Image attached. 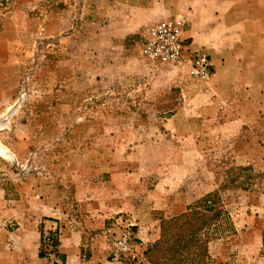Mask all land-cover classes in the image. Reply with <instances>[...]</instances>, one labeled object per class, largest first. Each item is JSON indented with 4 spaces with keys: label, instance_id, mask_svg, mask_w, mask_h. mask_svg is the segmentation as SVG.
I'll use <instances>...</instances> for the list:
<instances>
[{
    "label": "rangeland",
    "instance_id": "1",
    "mask_svg": "<svg viewBox=\"0 0 264 264\" xmlns=\"http://www.w3.org/2000/svg\"><path fill=\"white\" fill-rule=\"evenodd\" d=\"M29 1L23 7L17 0H0V209L23 210L40 197L51 207H62L64 228L74 224L80 231L81 264H166L169 255L156 251L164 222L218 190L228 171L252 167L243 173L252 177L247 189L230 182L222 192L235 230L212 240L207 257L199 248L193 264H264V0H238L231 5L238 19L222 21L209 33L204 29L207 20L198 18L194 24L182 13L187 0H166L162 11L171 6L181 13L164 18L183 17L185 32L190 29L193 38H188L191 50L210 54L213 73L207 80L194 78L187 68L144 57V30L164 18L155 20L163 14L155 11L160 9L155 0L137 1L154 10L144 24L152 21L136 37L141 56L158 69L170 65L180 78L176 87L160 94V115L154 121L140 115L150 102L138 100L127 87L90 85L93 69L87 54H77L83 61L78 69L84 75L82 85L72 69L57 68L58 59H74L72 53H57L59 46L71 48L73 41L58 35L56 22H47L40 13L46 6ZM24 10H31L26 18ZM144 92L142 86L138 94ZM184 106L189 112L183 110L176 122L181 126L178 148L169 143L162 148L168 160H157L160 150L134 147L145 137L155 139L154 127ZM185 138H190L185 144H192L186 149L180 145ZM154 161L171 170V179L162 182L152 173L140 182L128 175L129 170L150 173ZM157 183L158 194L163 193L157 200L165 211L131 194L138 184L150 191ZM164 186L171 188L170 195H164ZM2 223L12 230L19 226L12 216L3 217ZM140 230L149 234L145 240ZM130 231L128 247L118 249V241ZM60 233H44V257L51 264H61L53 246Z\"/></svg>",
    "mask_w": 264,
    "mask_h": 264
},
{
    "label": "crops",
    "instance_id": "2",
    "mask_svg": "<svg viewBox=\"0 0 264 264\" xmlns=\"http://www.w3.org/2000/svg\"><path fill=\"white\" fill-rule=\"evenodd\" d=\"M137 1L139 0H136V2L131 0H34V3L46 6L41 8L42 12L40 13H45L48 17L47 22H56L59 31L58 35L73 41L71 48L59 46L57 53L60 54V57L64 53H72L74 59L68 61L64 59L59 61L60 59H58L56 62L57 68L72 69L76 75V83L82 85L84 83V75H80L78 69H80L83 61L78 58L77 54L80 57L84 53L87 54L89 58L88 64L93 69L89 78L91 80L90 85L118 84L121 87H127V89L132 90V93H135V97L138 100L142 97V99L150 102L148 104L150 107L147 110H143V112L141 111L140 115H145L150 121H154L160 115V109L156 103L160 94L176 87L180 83V78L175 76L174 70L171 69L170 65L168 67L161 65L158 69L153 64L147 63L141 56L136 45V37L142 28L152 21V19L148 20L144 24L145 18L151 17L154 10ZM187 1L188 4L182 13L191 18L192 21H196L198 18L207 20L208 22L204 26L207 33L219 27L222 21L238 19L240 15L234 12L231 6L238 3V0ZM155 2L160 7L159 10L155 11L163 13H159V18L156 17V21L163 19L169 14L179 12L171 6H168L166 11H162V8L165 9L167 5L166 0H155ZM249 2L255 4L257 1L249 0ZM16 4L26 7L27 4H32V1L17 0ZM52 5H56V7L50 8L49 6ZM82 5L81 9L83 12L78 13L77 8ZM30 12L31 10H24L22 13L26 18ZM11 17L13 18V16ZM195 21H193L194 24L196 23ZM189 32L190 29H187L185 37L191 39ZM20 49L24 52L26 51V49ZM77 58L78 60H76ZM64 80L63 78H58V82H63ZM142 86L145 92L140 95L138 91ZM179 101L182 104L183 99L180 98ZM185 106L181 110L179 109L162 118V125L154 127V130L158 132L155 139L145 137L134 147L160 150V157L157 160H168L162 148L166 149L165 145H168V143L171 148H178L179 143L176 140L178 139L176 134L179 133L181 126H178L176 122L181 121L180 113H183V110L189 112ZM132 114L139 115L138 112H132ZM185 114L188 115L187 113ZM184 119L186 122L187 118ZM204 126L202 123V128L208 129V125ZM137 130L141 129L137 128ZM187 140H190V138H185L184 141L180 142L181 147L184 149L187 146H192L191 142L190 145L185 144ZM177 160H183V158H177ZM158 162L154 161L152 163V170L148 174L129 170L128 175L136 176L140 182L141 180L150 179L152 173L153 176H157L156 178L162 182L171 179V170L163 166L161 162ZM111 179L114 180L116 178L112 175ZM158 184L150 191L142 190V185L138 184L139 190L137 186L135 192L133 191L131 194L140 197L142 204L149 203L152 204L151 208L158 207L162 202L157 200V195H163L161 192L158 194L156 190L159 189ZM163 191L165 192L164 195H170L171 188L164 186ZM150 197L154 199H150ZM34 199H30V201L33 202ZM34 208L37 209L34 210ZM127 208H130V206ZM161 208L164 209L163 207ZM7 216L17 219L19 226L15 230L3 225V217ZM64 217L63 208L60 206L51 207L44 197H40L39 202L35 200L31 205H24L23 210H17L13 207L6 208L3 211L0 209V264H51L48 257L40 256V251L42 248V235L55 229L61 232L56 254L61 264H81L80 231H76L74 224L70 226L71 228H64L62 223ZM151 220L153 222V219ZM142 229L146 230L144 226H142ZM140 233L142 240H145L149 235L143 233L142 230H140ZM107 264H111V262H107Z\"/></svg>",
    "mask_w": 264,
    "mask_h": 264
},
{
    "label": "trees",
    "instance_id": "3",
    "mask_svg": "<svg viewBox=\"0 0 264 264\" xmlns=\"http://www.w3.org/2000/svg\"><path fill=\"white\" fill-rule=\"evenodd\" d=\"M251 168L238 167L234 171H228V175L218 190L197 199L187 206L184 213L164 222L162 239L158 242L156 251L159 250V252L162 251L169 255L165 258L166 264H178L179 262L193 264L200 254L199 248L203 252L202 254L207 257L208 246L212 240L235 230L231 216L228 210H225L222 192L229 189L230 182H235V188L247 189L252 183V177L251 174L243 175V173L252 170ZM235 172L237 175L234 174ZM43 242L44 235H42ZM58 245L59 238L56 237L53 240V246L57 247ZM40 256H45L43 246ZM176 256H180V260L171 263Z\"/></svg>",
    "mask_w": 264,
    "mask_h": 264
},
{
    "label": "built area",
    "instance_id": "4",
    "mask_svg": "<svg viewBox=\"0 0 264 264\" xmlns=\"http://www.w3.org/2000/svg\"><path fill=\"white\" fill-rule=\"evenodd\" d=\"M186 22L181 16H173L147 27L143 32L142 53L150 61L168 63L187 68L194 78L207 80L213 73L211 56L205 50H191L189 39L184 36ZM128 238L118 241L119 248H127ZM118 251V250H117Z\"/></svg>",
    "mask_w": 264,
    "mask_h": 264
}]
</instances>
